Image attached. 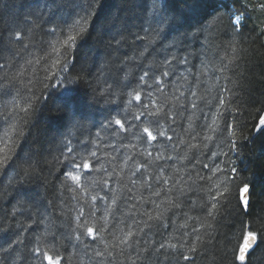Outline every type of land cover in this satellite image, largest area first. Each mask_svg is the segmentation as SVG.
I'll return each instance as SVG.
<instances>
[{
  "label": "snow or ice",
  "instance_id": "snow-or-ice-1",
  "mask_svg": "<svg viewBox=\"0 0 264 264\" xmlns=\"http://www.w3.org/2000/svg\"><path fill=\"white\" fill-rule=\"evenodd\" d=\"M205 2L180 0L185 9L193 10ZM208 2L211 11L205 12L195 31L190 28L169 42L185 13L173 9L171 0H144L143 34L136 33L131 41L144 43L135 54L121 57L118 53L126 38L123 32L113 36L107 47L115 58L99 69L82 62L77 48L103 0H81L71 22L62 25L54 23L53 15L48 20L53 39H41L31 46L25 40H31L30 32L43 16L33 13L23 23L9 20L11 27L4 29L12 33L7 44L22 53L24 62L19 75L30 65H41L43 71L41 77L35 67L27 69L33 78L27 81L23 96L17 93L23 106L17 107V99L11 101L9 120L19 117L27 126L28 116L56 90L67 97L57 109L71 113L73 130L62 136L59 155L44 160L62 169L59 184L54 186L59 193L56 219H51V213L39 220L29 214L22 221L29 202H18L0 217V264H71L74 256L79 264L85 258L88 264H197L210 250L219 256V264H254V257L264 249V207L257 212L250 195L252 185L246 181L238 188L235 203L231 195L240 179L235 161L242 144L233 137L239 133L240 140L245 138L244 126L237 119L243 113L238 104L231 107L235 99L225 85L212 95L219 77L209 74H238L252 33L264 38V26L249 28L254 15L264 25V0ZM221 35L223 43L218 42ZM192 39L198 42L196 47H191ZM157 47L159 59L152 55ZM218 53L217 61L212 57ZM117 66L119 71L112 78L109 69ZM133 67L138 69L135 76ZM8 68L0 63V71ZM81 85H87L97 103V97L116 102L122 95L124 100L107 110L100 126L103 135L98 130L95 140L82 135L74 142L87 120L71 95ZM202 85L206 87L201 90ZM233 112L229 120L225 113ZM262 130L264 115L255 126L257 133ZM17 135L25 134L21 130ZM210 143L219 151L209 149ZM194 149L195 155L190 156ZM20 161L21 170L9 180L18 186L17 195L41 170V161L33 162L31 156L21 159L18 154L14 159L4 155L0 168L16 167ZM194 209L202 215H190ZM65 219L69 231L62 224L53 228L56 220ZM192 220L198 224L189 227ZM61 241L74 251L62 255Z\"/></svg>",
  "mask_w": 264,
  "mask_h": 264
},
{
  "label": "trees",
  "instance_id": "trees-1",
  "mask_svg": "<svg viewBox=\"0 0 264 264\" xmlns=\"http://www.w3.org/2000/svg\"><path fill=\"white\" fill-rule=\"evenodd\" d=\"M79 3H81V0H0V37L3 38V43L0 44V49H2L0 50V63L9 66L8 70L0 71V159L6 154L14 159L15 155L18 154L21 159L31 156L33 162L41 161V170L23 185L21 195H17L16 188L18 186L10 185L9 180L17 176L23 166V161L17 162L16 167L0 168V193L8 190L7 195H0V217L6 215L18 202H29L28 212L25 213V216L20 217L22 221L26 222V216L29 214L33 219L39 220L42 216L51 213V219H56L59 193L54 186L59 184L57 177L60 176L62 169L55 166L54 162L50 166L44 163V160H51L52 157L59 155V142L62 136L73 130L72 121L70 120L71 113L57 109V106L63 103L67 97L56 90H51L48 94L49 98L41 102L36 111L28 116L27 126L21 122L19 117L9 120L8 117L12 112L11 101L17 99L19 101L17 107L23 106V101L17 97V93L23 96L27 81L33 78V74L27 69L35 67L37 69L36 74L41 77L43 71L41 65H30L25 66L23 76L19 75L18 69L24 63L20 59L22 53L17 48H12L7 44V36L12 33L5 32L4 29L11 27L10 19L23 23L26 18L32 19V14L35 13L37 16L42 15L43 19L39 21V26L30 32L31 40H25V43L31 46L41 39L52 40L53 37L48 33V29L53 25H50L48 20L54 15V23L56 24L62 25L64 22H71L74 16V8ZM143 5L144 0H103L96 17L91 18L93 24L89 29V33H86L83 39L79 41L78 58L82 62H87L90 69L93 67L99 69L106 62L110 65L115 57L110 56L112 49L107 47V42L113 36L118 37L121 32L124 33L126 43L120 49L118 55L123 57L135 54L144 43L143 41L131 42L136 33L143 34L141 31ZM171 7L185 14L174 26L169 36V42L176 40L178 34L182 36L190 28L195 31V26L204 19L205 12L211 11L208 0L201 7L194 10L185 9L180 0H171ZM262 26L264 25H261L260 20L254 15L249 28L255 27L259 30ZM252 36L253 40L247 45L249 49L247 58L241 63L238 74L226 71L224 73H210L209 75L213 76L214 79L219 77L212 95L216 94L221 85H225L232 90L228 95L235 99V104L231 107L235 108L238 104L243 113L237 119L240 121L241 126H244L243 135L245 138L240 140L239 133L233 137L234 140H238L242 144L240 158L235 161L240 179L231 188L233 203H235V198L239 194L238 188L246 181L252 185L250 195L259 213L260 209L264 207V130L257 133L255 126L258 125L259 117L264 115V110H262L264 104L261 103V101H264V38H257L256 33H252ZM224 40L225 38L221 35L218 42L223 43ZM197 43L195 39H192L191 47H196ZM34 52H36V49H34ZM36 54L39 55L38 52ZM152 55L159 59L161 55L160 48L157 47ZM219 55L221 54L218 53L212 58L218 61ZM109 71L111 77L115 78L119 67H110ZM137 71L138 69L133 67L132 75L135 76ZM225 77L228 79H225ZM94 78L95 76L92 79ZM204 87L206 86L202 85L201 90ZM37 94H39V91ZM71 95L79 102L81 114L87 117V120L84 121L85 127L73 137L74 142L82 135L88 140H95V132L102 131L100 126L105 120L107 110L116 107L117 103L124 100L122 95L120 100L116 102L111 100L105 102L97 97V100H100L97 103L91 99L87 85L75 88ZM209 99H211V96H209ZM225 115L231 120L235 116V112L225 113ZM13 125H15V128H13ZM21 130L25 134L24 136L17 135ZM6 133L7 139H5ZM25 136L28 137L25 139ZM209 149L219 151V148H214L211 143ZM209 149L204 151L207 152ZM195 153L196 150L194 149L190 156L195 155ZM50 167L51 171H49ZM14 196H16V199H13ZM197 202L200 201L197 200ZM190 215L196 217L201 216L202 213L198 209H194L190 212ZM182 220L183 218L181 222ZM61 224L65 232L69 231L66 219L63 222L56 220L53 228L55 229L57 225ZM193 224H198V221H189V227ZM223 231L227 232L228 229L225 228ZM72 243L74 244L75 241H72ZM61 244L63 245L60 248L62 255L67 256L74 251L69 243L61 241ZM65 248L68 249V252L64 251ZM213 260L216 261V264H219V256H214L210 250L208 257L198 259L197 264H213ZM71 264H79L77 257H73ZM84 264H88L87 258L84 259ZM172 264H175V262L173 261ZM181 264H186V262H181ZM254 264H264V249H261L254 257Z\"/></svg>",
  "mask_w": 264,
  "mask_h": 264
}]
</instances>
